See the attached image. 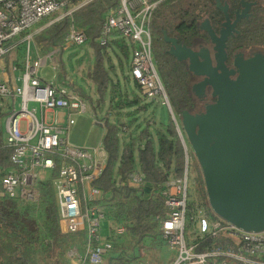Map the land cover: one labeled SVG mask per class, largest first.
Segmentation results:
<instances>
[{
	"label": "built area",
	"instance_id": "obj_1",
	"mask_svg": "<svg viewBox=\"0 0 264 264\" xmlns=\"http://www.w3.org/2000/svg\"><path fill=\"white\" fill-rule=\"evenodd\" d=\"M93 1L0 0V109L6 111L1 122L2 142L11 149L10 167L0 169V198L25 203L35 201L36 184L42 173L46 174L52 181L57 201L60 232H85L84 244L72 245L65 252L70 264H101L112 248L110 238L100 234V223L107 219V213L101 203L102 192L93 185L103 172L106 153L101 144L87 147L69 143L72 116L91 112L90 103L76 86L44 81L37 69L47 63L53 66L55 55L63 49L87 43L88 37L73 23L72 13ZM163 1L118 0L116 7L105 12L96 37L100 46L117 38L124 41L130 52V78L138 84L146 100L159 99L166 106L182 147L180 176L169 175L160 187L152 189L144 184L143 175L134 170L128 175L129 183L144 190L148 188L146 194L157 195L163 200L166 211L160 221V234L172 251L168 264H264V230L245 231L216 215L199 212L194 215V228H187L190 147L151 54V20L155 8ZM58 11L63 12L57 19L71 18L64 45L37 56L35 64L31 63L26 50L18 83L4 77L3 60L16 47L18 41L14 39L34 23ZM30 38V35L25 36L27 44ZM17 70L19 67L11 63L9 71ZM30 102L37 107H28ZM58 110L63 111L64 121H47L45 113ZM111 230L121 233L123 229L114 226ZM208 240L209 244L202 245Z\"/></svg>",
	"mask_w": 264,
	"mask_h": 264
},
{
	"label": "trees",
	"instance_id": "obj_2",
	"mask_svg": "<svg viewBox=\"0 0 264 264\" xmlns=\"http://www.w3.org/2000/svg\"><path fill=\"white\" fill-rule=\"evenodd\" d=\"M258 1L264 4V0ZM117 5L118 0H95L72 13L73 23L84 30L88 37L87 44L94 52L88 76L96 87L99 103L104 101L110 88L111 65L106 66L109 62L105 59L104 50L108 45H114L124 56L130 53L122 39H113L106 46H100L96 41L105 12ZM175 9L178 8L165 6L153 17L151 26L154 28L156 19L172 14ZM70 23L71 18L64 16L33 35V43L41 55L64 45ZM158 54L157 70L166 92L168 90L172 96L173 111L179 114L181 108L192 110L188 73L168 55L161 51ZM77 89L90 103L91 97L81 88ZM110 92L111 105L117 110L135 106L139 102L136 96L115 101V91L112 89ZM140 109L145 110L146 105L140 106ZM5 114L6 111L0 109V169H7L11 165V149L2 142L1 122ZM102 123L104 132L101 145L106 153V163L93 185L102 192L101 203L110 207L106 213L111 225L123 230L121 233L111 230L109 238L112 248L101 264H161L156 253L165 244L160 234V221L166 211L163 200L157 195L146 194L148 188L144 190L130 184L128 175L134 170L138 171L143 175L144 184L152 189L160 187L169 175H181L183 152L173 122L169 117L166 123L158 126L145 123L135 134H128L126 138L119 136L126 129L123 124L109 121L106 117ZM36 187L38 196L33 202L0 198V264H70L65 257L67 248L85 242L84 230L60 232L51 179L46 174L42 175ZM202 193L205 195L203 186ZM194 215L188 208L189 229L194 228ZM206 244H209V240L202 243Z\"/></svg>",
	"mask_w": 264,
	"mask_h": 264
},
{
	"label": "water",
	"instance_id": "obj_3",
	"mask_svg": "<svg viewBox=\"0 0 264 264\" xmlns=\"http://www.w3.org/2000/svg\"><path fill=\"white\" fill-rule=\"evenodd\" d=\"M239 4L231 22L227 4L215 0L224 15L218 36L207 19L200 25L213 43L214 66L206 49L195 52L162 33L170 43L167 52L178 61L188 57V71L202 77L190 85L192 94L203 101L209 91L214 99L197 111L181 108L178 114L200 166L208 205L216 216L257 232L264 230V54L236 59L234 69L223 64L225 40L248 8L246 0Z\"/></svg>",
	"mask_w": 264,
	"mask_h": 264
},
{
	"label": "rangeland",
	"instance_id": "obj_4",
	"mask_svg": "<svg viewBox=\"0 0 264 264\" xmlns=\"http://www.w3.org/2000/svg\"><path fill=\"white\" fill-rule=\"evenodd\" d=\"M170 2L172 0H169ZM174 1V0H173ZM172 1V2H173ZM183 2V0H179ZM170 4L168 1L160 2L153 12V17L165 6ZM63 11L54 12L51 15L42 18L40 21L34 23L26 31L19 34L14 40L18 41L16 47L11 49L3 60L5 66V76L13 79L14 83H18L17 77L20 75V69L15 72L9 71L11 63H14L17 67L23 65L26 50L29 52V58L32 64L36 63L37 56H40L38 49L33 43V35L40 29L44 28L51 22L55 21L57 17ZM152 17V19H153ZM30 35V41L27 44L24 39L25 36ZM152 41L154 34L151 31ZM152 62L156 70L158 69V51L159 48L153 45L152 42ZM105 59L111 65L110 74V88L106 93L104 101L99 103L98 94L96 92L95 85L89 79V71L92 67L94 60V52L89 44H83L81 46H69L62 50V52L55 55L54 67L47 63L42 66H38L37 72L39 77L47 82L54 83H68L81 88V90L91 97L90 108L85 113H77L72 116L73 123L69 127L68 141L75 146H88L96 147L99 145L104 128L95 123L97 121H103L106 117L109 121H118L119 124H123L126 127V131L119 133L120 138H126L128 134H135L137 129L141 128L145 123L151 122L153 125L158 126L160 123H166L169 118V113L165 105L160 103L159 99L148 101L141 95L139 87L134 83L128 74L129 54L124 56L119 53L118 49L114 45H108L104 50ZM109 68V67H108ZM158 72V70H157ZM159 74V73H158ZM11 76V77H10ZM114 90V99L120 100L125 98H132L136 96L139 100L138 104L129 108L116 109L110 102V90ZM167 96L171 104L172 109V96L167 90ZM146 105L145 110H141L140 106ZM37 105L35 103H29L28 107ZM38 113V112H37ZM92 113V114H91ZM175 113V112H174ZM179 120L178 114L175 113ZM47 121L52 120L51 113H45ZM189 168H188V183H187V200L190 213H213L210 209L206 193H202V186L204 188L200 166L194 156L192 150H189ZM44 175V173H42ZM205 191V189H204ZM106 212L110 209L107 204H104ZM213 215H215L213 213ZM107 219H103L100 223V234L102 237H109L111 235V227H113ZM195 225V222L192 224ZM156 256L161 264H168L172 258V251L168 249L166 244H163L161 249L157 251Z\"/></svg>",
	"mask_w": 264,
	"mask_h": 264
},
{
	"label": "flooded vegetation",
	"instance_id": "obj_5",
	"mask_svg": "<svg viewBox=\"0 0 264 264\" xmlns=\"http://www.w3.org/2000/svg\"><path fill=\"white\" fill-rule=\"evenodd\" d=\"M173 1V0H172ZM170 2L171 6L178 9L171 14H167L154 22L155 27L151 26V31L154 34L153 45L158 47L161 53L168 55L172 61L180 63L189 78V94L193 104L192 111H197L202 108L203 104L214 99L210 96L209 91H206L203 101H199L196 96L190 91V85L202 79L201 76L193 75L188 71L189 58L176 60L167 50L170 43L165 42L163 33L166 36L175 38L178 44H183L187 48L199 52L201 49H206L210 58L211 64L216 65L213 57V43L209 35L200 29V25L205 19L214 31L215 35H219L221 23L224 21L223 12L215 5V0H183L181 5L179 0ZM221 3H226L228 6L227 12L229 19L233 22L235 11L240 12V0H220ZM248 8L245 16L240 17L225 40V58L223 64L228 69L235 68L236 59H246L255 53L264 54V4L258 0H246ZM181 6V9H180ZM200 61V57L198 56Z\"/></svg>",
	"mask_w": 264,
	"mask_h": 264
},
{
	"label": "crops",
	"instance_id": "obj_6",
	"mask_svg": "<svg viewBox=\"0 0 264 264\" xmlns=\"http://www.w3.org/2000/svg\"><path fill=\"white\" fill-rule=\"evenodd\" d=\"M9 67V66H8ZM16 73V72H15ZM11 77V76H10ZM13 80V79H12ZM48 113H51L52 115V120L51 121H58V122H63L64 121V113L62 110L58 111H49ZM92 114V113H91ZM101 144V141L100 143ZM88 147V146H87Z\"/></svg>",
	"mask_w": 264,
	"mask_h": 264
}]
</instances>
